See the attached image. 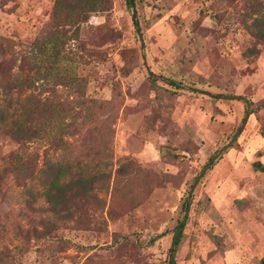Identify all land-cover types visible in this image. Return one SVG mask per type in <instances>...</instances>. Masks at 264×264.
Returning <instances> with one entry per match:
<instances>
[{"label":"rangeland","instance_id":"1","mask_svg":"<svg viewBox=\"0 0 264 264\" xmlns=\"http://www.w3.org/2000/svg\"><path fill=\"white\" fill-rule=\"evenodd\" d=\"M53 3L0 0V264H264V0Z\"/></svg>","mask_w":264,"mask_h":264},{"label":"trees","instance_id":"2","mask_svg":"<svg viewBox=\"0 0 264 264\" xmlns=\"http://www.w3.org/2000/svg\"><path fill=\"white\" fill-rule=\"evenodd\" d=\"M62 5V6H61ZM96 0H54L53 6H52V20L60 19L61 16L65 13L69 16V18L79 17L78 20H82L86 17V13L90 11L96 10ZM59 7H62L59 9ZM73 20V19H72ZM77 20V19H75ZM71 21V20H69ZM54 53V51H53ZM56 54V53H54ZM26 126L24 128H21L20 126L16 127L14 130V138H17L23 133L28 134ZM62 173L60 171H56L54 175L49 179V185L58 186L61 188H68L71 189L73 186H79V183H86L87 178L77 177L74 179H68L66 181H63L62 183L59 182L61 178ZM85 185H83L84 188ZM49 193V191H47ZM47 193V194H48ZM55 195H52L51 197H54ZM187 206V203L185 204ZM183 226L182 223H179V227L181 228Z\"/></svg>","mask_w":264,"mask_h":264},{"label":"water","instance_id":"3","mask_svg":"<svg viewBox=\"0 0 264 264\" xmlns=\"http://www.w3.org/2000/svg\"><path fill=\"white\" fill-rule=\"evenodd\" d=\"M128 3L130 4V6L133 8V0H128ZM132 17L134 18V11L132 10ZM135 30L136 31H138V28H137V26L135 25ZM140 47H142V46H140ZM141 57L143 58V55L141 54ZM149 74H152L151 72H148ZM191 89H194L193 87H190ZM200 91V90H199ZM206 93H208V92H206ZM209 94V93H208ZM213 95V94H212ZM215 96H218V95H215ZM220 96V95H219ZM222 96H224V97H233L232 95H222ZM245 117L246 116H244L243 117V121L242 122H244V120H245ZM241 127V125L238 127V128H240ZM222 149V148H221ZM221 149H219V150H221ZM202 172H200V174H201ZM177 232H178V225L175 227V230H174V233H173V237H172V243L175 241V238H176V235H177ZM172 257V251H170V258ZM171 264H172V262H170Z\"/></svg>","mask_w":264,"mask_h":264}]
</instances>
